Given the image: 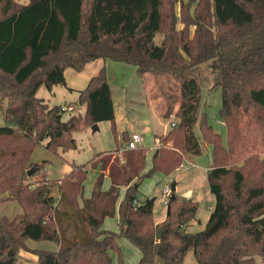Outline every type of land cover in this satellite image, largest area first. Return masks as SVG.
<instances>
[{
  "label": "trees",
  "instance_id": "trees-1",
  "mask_svg": "<svg viewBox=\"0 0 264 264\" xmlns=\"http://www.w3.org/2000/svg\"><path fill=\"white\" fill-rule=\"evenodd\" d=\"M98 59L134 65L141 77L179 82L183 151L156 149L146 171L147 148L114 157L122 147L116 137L115 150L72 164L57 183L30 181L28 172L37 168L32 155L41 142L47 140L46 149L56 154L76 149L74 133L86 126L110 121L116 133L105 68L79 92L83 115L63 120L62 106L38 97L42 87L65 85L67 69L82 72ZM207 61L222 90L219 118L226 143L199 112L197 70ZM0 98L8 100L7 125L0 127V205L12 200L22 209L0 214V264H18L28 239L59 246L36 250L38 264H126L120 238L141 251L137 264H155L156 256L164 264H181L190 251L198 264L264 262V0H0ZM123 139L129 141L128 133ZM201 139L212 147L207 179L215 196L205 228L186 231L197 219L199 203L180 200L175 191L165 221L156 224L154 202H138L141 184L200 156ZM89 168L100 172L85 198ZM106 175L110 186L103 190ZM56 201L75 217L72 238L66 239L63 208ZM116 214L119 230L105 229V220Z\"/></svg>",
  "mask_w": 264,
  "mask_h": 264
},
{
  "label": "rangeland",
  "instance_id": "rangeland-1",
  "mask_svg": "<svg viewBox=\"0 0 264 264\" xmlns=\"http://www.w3.org/2000/svg\"><path fill=\"white\" fill-rule=\"evenodd\" d=\"M18 1L27 4L29 0ZM179 11L180 2L177 4L178 14ZM178 26L182 27L181 24ZM103 68L106 70L107 80L112 89L116 112V133L114 134L110 121L86 126L79 132L74 133L77 143L76 149L60 150L56 154L46 149L47 140L41 142L32 155V163L37 165V168H33V173L36 174L31 175L30 181L50 179L57 183L58 180L70 173L72 164H85L97 153L113 151L116 147V137L123 147V143H126L123 139L124 132H138L143 136V145L149 147L147 149L146 171L150 167L151 157L155 151V139L161 141V147L183 151L182 132L178 115L181 106L180 84L167 76L158 80H154L150 75L141 77L138 68L134 65L110 59H98L86 65L82 72H76L71 68L67 69L65 71V85L55 86L52 91L42 87L38 91V97L52 106L76 103L78 108L84 110L83 106L78 104L79 92L85 89L89 80ZM197 77L201 96L200 116L207 114L209 121L213 124L215 130L222 135L223 141L226 143L225 125L219 118L222 90L217 85L218 75L213 72L210 61L200 65L197 70ZM7 105L8 100L0 98V127L7 125L4 116ZM71 115L74 114L63 112V120L68 119ZM172 123H176V125L173 126ZM95 126H97V129H94ZM162 131L164 132L154 136L155 132ZM195 132L197 136H201L199 122L195 126ZM200 142L203 149L200 156L190 157L185 167L175 170L168 176L156 173L152 177L146 178L138 193L139 200L149 199L154 201L153 217L154 220H157L168 209V204L165 203L164 189L166 186L172 189L175 183V193L180 200L192 199L199 203L197 219L192 221L186 229L190 233L205 228L208 207L213 203L215 204V196L210 191L207 179V171L212 164V147L204 143L202 139ZM121 148L115 151L114 157L119 158L122 155ZM97 174L95 169H89L86 191L90 190ZM108 185L109 179L105 178L103 189ZM58 194L59 189L56 184L53 195L58 197ZM64 204L62 201L57 203L58 208H63ZM21 211L22 209L18 203L12 200H7L0 205V214L13 215ZM63 228L64 224L60 227L61 233H63ZM72 237L70 235L66 239ZM121 240L119 246L122 249V257L125 263L137 264L139 261L137 255L142 254L141 251L129 243L127 239ZM127 242L131 244V247L127 245ZM25 251H31V249L28 247V250ZM114 264H117V262L115 261ZM155 264H164V261L160 256H156ZM181 264H198L194 252L190 251ZM255 264H264V262L258 258Z\"/></svg>",
  "mask_w": 264,
  "mask_h": 264
},
{
  "label": "crops",
  "instance_id": "crops-1",
  "mask_svg": "<svg viewBox=\"0 0 264 264\" xmlns=\"http://www.w3.org/2000/svg\"><path fill=\"white\" fill-rule=\"evenodd\" d=\"M112 91V89H111ZM78 98H79V95H78ZM112 99H113V96H112ZM76 104V103H75ZM114 104V102H113ZM84 109V107H82ZM115 109V108H114ZM115 117H116V112H115ZM94 129H97V126L96 128ZM166 130V129H165ZM164 131L162 132H155L154 133V136H156V134H161L163 133ZM166 132V131H165ZM128 133V132H126ZM133 133H138V132H133ZM133 133H128L129 134V137H131V135ZM140 134V133H139ZM156 138V137H155ZM75 139V138H74ZM125 145V143H123ZM143 147H146L144 145H142ZM147 149H149V147H146ZM116 149V147L114 148V150ZM90 169V168H89ZM95 171L97 173L100 172V169H95ZM98 175V174H97ZM105 178H108L109 177L106 175ZM96 180V179H95ZM95 180H94V183L91 185L90 187V190L86 191V182H85V190H84V197L85 198H88L91 196V193L93 191V188H94V184H95ZM175 184V183H174ZM110 186V179H109V185L104 188L103 190H107ZM124 192H125V188L122 189L121 191V199L123 198L124 196ZM60 194V193H59ZM58 194V196H59ZM192 200V199H190ZM138 202L139 204H142L143 202H145V200H139L138 199ZM154 202V201H153ZM214 207V203L209 205L208 207V212L206 214V217H207V220L209 218V215L212 211ZM61 212H64L63 213V217H61V220L62 218H64V223H65V230H66V233L68 235H73L75 233V226L74 224L76 223V220H75V217H73V215L71 214V212L68 210V208H63L61 210ZM166 216H167V211L162 215V217H160L159 219L155 220L156 224H159V223H162L165 221L166 219ZM118 214H116V216L114 218H107L105 220V223H104V228L105 229H108V230H114V231H118L119 228H118ZM207 222V221H206ZM121 239H124V238H120L119 239V242L122 241ZM130 243V242H129ZM26 245L31 249V251H25V250H21L20 253L18 254V264H38V257L37 255L34 253L36 250H52V251H57L59 249V246L55 243H52V242H49V241H33V240H27L26 241ZM127 245L130 246L131 244H128L127 242ZM131 247V246H130ZM121 248V247H120ZM122 251V249H121ZM141 255L142 254H138V258L140 260L141 258ZM139 262V261H138Z\"/></svg>",
  "mask_w": 264,
  "mask_h": 264
},
{
  "label": "built area",
  "instance_id": "built-area-1",
  "mask_svg": "<svg viewBox=\"0 0 264 264\" xmlns=\"http://www.w3.org/2000/svg\"><path fill=\"white\" fill-rule=\"evenodd\" d=\"M78 106L76 104H66L64 106L61 107V111L62 112H69V113H72V114H76V115H83V111L80 107L78 108ZM172 116V115H171ZM173 126L176 125V123H172ZM143 142H144V138L141 134L139 133H133L129 139V141H127L125 143V145L121 148V151L123 152V150H134V149H137L139 148L140 146L143 145ZM155 150L160 148L162 145H161V141L158 140V139H155ZM171 193H172V189H170L169 186H166L165 189H164V194L166 196V200H165V203L167 204L168 203V200H169V197L171 196Z\"/></svg>",
  "mask_w": 264,
  "mask_h": 264
},
{
  "label": "water",
  "instance_id": "water-1",
  "mask_svg": "<svg viewBox=\"0 0 264 264\" xmlns=\"http://www.w3.org/2000/svg\"><path fill=\"white\" fill-rule=\"evenodd\" d=\"M142 33V28L139 30V34H141ZM95 128H96V126H95ZM33 174V169H31L29 172H28V175L30 176V175H32ZM176 190V186H175V184H173V186H172V192H174ZM172 199L174 200L175 199V197L173 196L172 197ZM169 207H168V212H169ZM162 231H163V228H159L158 230H157V233H156V237H157V239H159L160 237H161V233H162Z\"/></svg>",
  "mask_w": 264,
  "mask_h": 264
}]
</instances>
